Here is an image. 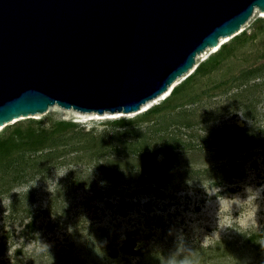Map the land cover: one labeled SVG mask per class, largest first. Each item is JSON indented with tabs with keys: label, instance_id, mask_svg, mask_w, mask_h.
<instances>
[{
	"label": "rangeland",
	"instance_id": "obj_1",
	"mask_svg": "<svg viewBox=\"0 0 264 264\" xmlns=\"http://www.w3.org/2000/svg\"><path fill=\"white\" fill-rule=\"evenodd\" d=\"M235 37L141 111L0 128V264H264V11Z\"/></svg>",
	"mask_w": 264,
	"mask_h": 264
},
{
	"label": "water",
	"instance_id": "obj_2",
	"mask_svg": "<svg viewBox=\"0 0 264 264\" xmlns=\"http://www.w3.org/2000/svg\"><path fill=\"white\" fill-rule=\"evenodd\" d=\"M264 0H0V125L50 106L133 113Z\"/></svg>",
	"mask_w": 264,
	"mask_h": 264
},
{
	"label": "bare ground",
	"instance_id": "obj_3",
	"mask_svg": "<svg viewBox=\"0 0 264 264\" xmlns=\"http://www.w3.org/2000/svg\"><path fill=\"white\" fill-rule=\"evenodd\" d=\"M241 29H242V27H241ZM241 29H240V31H241ZM238 33H239V32H238ZM223 39H224V37H222V38L219 39V41H218V43H217V46L214 47V49H216V48L220 45V43L222 42ZM191 70H192V69H191ZM192 71H193V70H192ZM176 83H177V79L174 81V83H172V85L168 88V90H167L166 92H164L163 94H161V95L159 96V98H163V97L167 96V95L171 92L172 88L175 86ZM145 105H146V104H144V105L140 108V111L144 109ZM31 116H32V115H31ZM27 117H29V116H27ZM27 117H19V118H17V119H14V120H12V121L9 122V123H5V124H3V125H0V128H2V127H4V126H7V125L11 124L12 122H14V121H16V120H21V119H24V118H27Z\"/></svg>",
	"mask_w": 264,
	"mask_h": 264
},
{
	"label": "trees",
	"instance_id": "obj_4",
	"mask_svg": "<svg viewBox=\"0 0 264 264\" xmlns=\"http://www.w3.org/2000/svg\"><path fill=\"white\" fill-rule=\"evenodd\" d=\"M236 37H237V35H236ZM235 37V38H236ZM214 55H216V54H214ZM214 55H212V56H214ZM203 64L204 63H202L200 66H199V68L197 67V70L196 71H200V70H202V66H203ZM177 88H174L173 90H172V92H171V94L170 95H172V94H174L177 90H176ZM158 109V107L157 108H151V109H148L146 112L147 113H149V112H154L155 110H157ZM147 113H145V114H147ZM1 144V143H0Z\"/></svg>",
	"mask_w": 264,
	"mask_h": 264
},
{
	"label": "clouds",
	"instance_id": "obj_5",
	"mask_svg": "<svg viewBox=\"0 0 264 264\" xmlns=\"http://www.w3.org/2000/svg\"><path fill=\"white\" fill-rule=\"evenodd\" d=\"M186 264H187V262H186Z\"/></svg>",
	"mask_w": 264,
	"mask_h": 264
}]
</instances>
